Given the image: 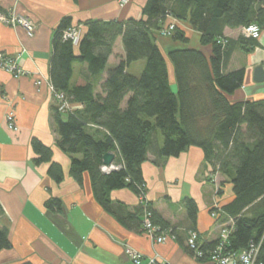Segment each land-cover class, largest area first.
Masks as SVG:
<instances>
[{
    "label": "trees",
    "instance_id": "1",
    "mask_svg": "<svg viewBox=\"0 0 264 264\" xmlns=\"http://www.w3.org/2000/svg\"><path fill=\"white\" fill-rule=\"evenodd\" d=\"M167 17L187 23L199 34V45L210 46L211 56L182 48L164 58L155 34L162 30ZM82 25L85 31L74 46L62 40V32L71 27V18L59 22L49 61L50 85L63 93L69 104L81 106L66 113L59 112L55 104L51 108L57 147L70 158V177L81 184L86 173L95 201L125 229L144 233L146 218L156 236L168 235L176 240L178 228L165 221L146 197L141 167L146 162L162 167L167 159L196 147L203 152L211 176L224 177L215 197L231 195L227 203H215L209 211L220 225L232 222L224 253L254 247L256 264H264V98L230 103L226 97L242 88L245 69L225 72L235 51L251 54L258 42L243 35L232 40L223 34L225 28L250 25L263 32L264 0H147L138 20H88ZM119 38L124 58L107 71L102 94H95L89 84L72 86L73 64H86L90 76L101 75ZM171 38L182 45L189 41L178 28ZM166 59L173 68L176 92L171 89ZM139 61L144 62V68L138 78L126 73ZM261 65L264 69V60ZM31 147L35 163H48L47 175L60 183L63 172L52 161V150L36 139H32ZM108 152L114 153L113 163L121 167L104 173L102 157ZM121 189L135 195V208L109 199L111 191ZM181 205L190 227L180 231L186 235L185 250L191 256L186 242L188 233L196 232L198 209L188 197ZM46 208L59 212V200L48 199ZM198 242L202 257L197 261L209 263L208 254L218 239L207 243L198 234ZM10 247L8 231L0 227V251Z\"/></svg>",
    "mask_w": 264,
    "mask_h": 264
},
{
    "label": "crops",
    "instance_id": "2",
    "mask_svg": "<svg viewBox=\"0 0 264 264\" xmlns=\"http://www.w3.org/2000/svg\"><path fill=\"white\" fill-rule=\"evenodd\" d=\"M146 1L130 0L121 7L115 0H0L1 11L24 17L35 27L32 36H28L21 27L0 23V53L19 57L22 68L28 72L16 79L0 70V206L3 211L0 227L8 231L11 244L10 249L0 251V264H132L125 254L126 248L168 264H209L194 260L185 250L186 235L180 230L190 225L181 201L186 197L195 201L198 209L195 230L201 241L211 243L219 236L220 224L211 218L209 211L215 203L219 206L227 203L231 195L215 197L224 177L211 176V168L204 163L200 149L190 147L177 158L167 159L162 167L150 162L141 167L147 199L165 221L178 228V239L168 238L162 244H155L146 234L125 229L106 213L94 199L89 176L84 173L81 184L76 183L69 175V156L57 147L49 61L52 37L59 22L70 17L71 26H79L84 33L82 23L88 20H138ZM170 24L183 31L189 41L182 45L156 33L155 41L164 58L182 48L200 50L206 58L211 56L210 46H200L199 34L187 23L167 17L162 30ZM243 29L225 28L223 34L236 40ZM257 42L259 49L252 55H245L239 61L235 51L225 67V72L245 69L242 88L226 97L230 103L264 98V84L252 80L254 67L264 60V31L260 32ZM75 52L78 53L77 48ZM123 58L119 38L101 75L90 76L86 64L74 63L71 85L89 84L95 94H102L107 71ZM140 63L136 73L131 72L133 64L126 73L139 77L144 68V62ZM166 64L171 89L176 92L173 68L167 59ZM36 74L42 79L39 87L34 84ZM128 97L124 98L122 108ZM73 107L81 109L80 105ZM10 111L15 115L16 131L6 126L5 118ZM32 139L52 150V161L63 172L60 183H54L47 175L48 163H35ZM48 199L59 200L61 210L47 209ZM109 199L129 209L137 205L135 195L126 189L111 191Z\"/></svg>",
    "mask_w": 264,
    "mask_h": 264
},
{
    "label": "built area",
    "instance_id": "3",
    "mask_svg": "<svg viewBox=\"0 0 264 264\" xmlns=\"http://www.w3.org/2000/svg\"><path fill=\"white\" fill-rule=\"evenodd\" d=\"M119 6L123 7L130 2V0H115ZM0 23L9 26V27H21L25 30L28 36H32L34 31V24L28 19L20 16H16L10 13L2 12L0 13ZM174 30V24H170L166 29L161 30L162 35H167ZM82 29L79 26H71L62 32V40L69 41L72 45L76 46L81 38ZM242 35L246 38L258 39L260 35V31L257 26L250 25L243 29ZM0 70L5 71L10 74L13 78H20L28 75V72L24 71L19 61V57H9L3 53H0ZM34 84L36 87L41 85L42 79L39 74H36ZM50 91L52 92L53 103L57 107L58 111L61 113L74 111L75 108L68 103L65 96L61 92H56L51 85H49ZM6 126L10 131H16L17 126L15 122V115L12 111L8 112L6 115ZM121 166L115 165L112 163L109 167L102 165L101 171L104 173H109L111 171L118 170ZM148 216V214H146ZM213 218L214 215L211 214ZM232 222L229 221L225 224L220 225L219 236H218V244L209 252V264H256V256L257 249L254 247H249V249L243 250L238 253H224V247L227 244L229 234L231 232ZM144 229L145 234L149 236V238L155 244H162L165 242L168 235H155V228H153L148 219H144ZM188 248L193 252L192 255L194 258L199 259L202 257V253L199 250V242H198V234L194 231L188 233V239L186 242ZM125 254L132 264H168L164 260H159L156 257L145 258L139 252L126 248Z\"/></svg>",
    "mask_w": 264,
    "mask_h": 264
},
{
    "label": "water",
    "instance_id": "4",
    "mask_svg": "<svg viewBox=\"0 0 264 264\" xmlns=\"http://www.w3.org/2000/svg\"><path fill=\"white\" fill-rule=\"evenodd\" d=\"M252 80L256 84H264V69L262 65H257L253 69ZM114 153L108 152L102 157V164L109 167L114 161Z\"/></svg>",
    "mask_w": 264,
    "mask_h": 264
},
{
    "label": "rangeland",
    "instance_id": "5",
    "mask_svg": "<svg viewBox=\"0 0 264 264\" xmlns=\"http://www.w3.org/2000/svg\"><path fill=\"white\" fill-rule=\"evenodd\" d=\"M175 25H174V30H175ZM174 30H173V32H174ZM173 32H171V33H169V34H165V35H162L161 34V32H159V36H161V37H165V38H171L172 37V33ZM258 48V47H257ZM256 48V49H257ZM256 49H254V51L251 53V54H249V55H252L255 51H256ZM259 49V48H258ZM238 53H237V55H235V58H237L239 61H241V60H243V58L245 57V55H248V54H245V53H242V52H240V51H237ZM140 62H143V61H139V62H135V63H133V65H132V69H131V72L132 73H136V68H139L138 66H140L139 64H141ZM138 77V76H137ZM148 236V235H147ZM149 237V236H148ZM168 238H172V237H167V239L166 240H168ZM173 239V238H172ZM165 240V241H166ZM191 257L194 259V260H196L197 261V259L196 258H194L193 257V255H191Z\"/></svg>",
    "mask_w": 264,
    "mask_h": 264
}]
</instances>
